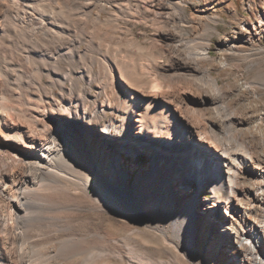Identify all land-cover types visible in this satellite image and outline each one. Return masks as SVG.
Here are the masks:
<instances>
[{
    "label": "bare ground",
    "instance_id": "obj_1",
    "mask_svg": "<svg viewBox=\"0 0 264 264\" xmlns=\"http://www.w3.org/2000/svg\"><path fill=\"white\" fill-rule=\"evenodd\" d=\"M228 1L213 59L215 6L0 0V264H264V0Z\"/></svg>",
    "mask_w": 264,
    "mask_h": 264
},
{
    "label": "rangeland",
    "instance_id": "obj_2",
    "mask_svg": "<svg viewBox=\"0 0 264 264\" xmlns=\"http://www.w3.org/2000/svg\"><path fill=\"white\" fill-rule=\"evenodd\" d=\"M187 1V8L189 13H191L195 8H205L207 9V13L211 14L214 12L213 8L208 9L209 7L215 6L222 17L220 18L217 26L219 32H215L213 34V48L211 50L212 58L217 59L220 57V53L217 51L218 44L221 40L222 34H226L232 31V23H235L236 19L242 18L240 15H233L229 12L228 5L230 1L228 0H186ZM236 6L243 11L244 6L246 5L248 0H233ZM260 0H256V3L259 5ZM258 10V8H257ZM244 13V12H243ZM245 14V13H244ZM256 13H246V18L255 20ZM235 19V20H234ZM187 32V33H186ZM185 32L186 36H190V38H195L196 34L191 30L188 29ZM135 33L138 35L141 41L146 40V37L151 30L145 28L143 26H139L135 29ZM188 34V35H187ZM260 40L264 44V33L260 35ZM257 44V43H256ZM209 66V63L207 64ZM264 66V58L259 59L258 64L254 66L244 65L242 70L246 77H251L254 75L257 69ZM231 78H227L223 76L222 83L228 82ZM201 201L207 200L211 197V192L208 188L204 190L199 195ZM218 243V242H217ZM214 246L213 249L209 247L208 249H203L202 251L196 252L194 255V261L200 262L201 264H256L257 263V255L254 256V253L249 249L241 248L235 244L228 245L225 244L223 246H219L217 244ZM260 254V253H259ZM200 260V261H199Z\"/></svg>",
    "mask_w": 264,
    "mask_h": 264
}]
</instances>
